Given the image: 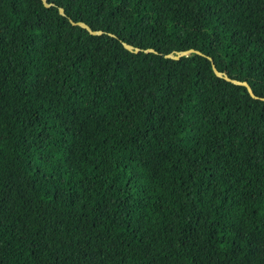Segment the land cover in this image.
Masks as SVG:
<instances>
[{"label": "trees", "instance_id": "16d2710c", "mask_svg": "<svg viewBox=\"0 0 264 264\" xmlns=\"http://www.w3.org/2000/svg\"><path fill=\"white\" fill-rule=\"evenodd\" d=\"M48 1L0 0V264H264V0Z\"/></svg>", "mask_w": 264, "mask_h": 264}, {"label": "water", "instance_id": "95a60500", "mask_svg": "<svg viewBox=\"0 0 264 264\" xmlns=\"http://www.w3.org/2000/svg\"><path fill=\"white\" fill-rule=\"evenodd\" d=\"M42 2L44 3V5L46 6H49L52 4L51 1H48V0H42ZM59 11L64 14V8L62 6H59ZM69 20L73 23V24H79L83 27H85L90 33L92 34H101L103 33L104 31L102 29H94L92 28L88 23H86L85 21L83 20H73L72 18L69 17ZM123 45L129 49V50H132V51H139L141 50V48L139 46H135L127 41H122ZM144 51H155L154 48L152 47H147V48H144L143 49ZM191 52H197V53H202L200 50L198 49H195V48H188V49H181V50H174V51H170V52H167L165 53L164 55L166 57H171V58H179L181 57L182 55H185V54H189ZM212 62V69L214 71V73L220 77H223L224 79L228 80V81H231L235 84H241V85H244L246 86L248 92L253 96V97H257V95L253 92V89L251 88L250 84L246 81V80H242V79H238V78H234V77H231L229 76L226 72L224 71H221L219 70L215 63L213 62V59L211 56H208ZM262 99H264V97H262Z\"/></svg>", "mask_w": 264, "mask_h": 264}]
</instances>
